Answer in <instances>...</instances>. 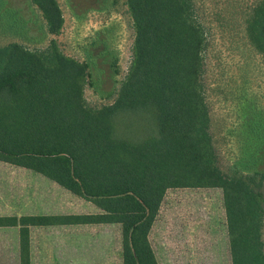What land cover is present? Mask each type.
<instances>
[{
  "label": "trees",
  "instance_id": "1",
  "mask_svg": "<svg viewBox=\"0 0 264 264\" xmlns=\"http://www.w3.org/2000/svg\"><path fill=\"white\" fill-rule=\"evenodd\" d=\"M124 2L132 55L110 103L86 102L88 65L65 55L55 38L38 50L0 44V162L43 176L97 210L0 215L1 230L17 231L18 264H31L32 229L93 225L118 227L121 264H159L150 234L166 193L177 189L219 190L230 263L264 264V171L245 173L219 159L195 0ZM30 3L45 32L59 36L58 0ZM243 24L247 45L264 58V0Z\"/></svg>",
  "mask_w": 264,
  "mask_h": 264
},
{
  "label": "rangeland",
  "instance_id": "2",
  "mask_svg": "<svg viewBox=\"0 0 264 264\" xmlns=\"http://www.w3.org/2000/svg\"><path fill=\"white\" fill-rule=\"evenodd\" d=\"M58 2L64 24L61 34L51 37L30 0H0V44L38 50L55 38L65 55L88 65L86 102L110 103L132 55L134 34L124 0ZM256 2L195 0L207 40L204 79L211 133L222 164L245 173L264 171V58L243 36L245 16ZM131 121L124 117L121 122ZM95 212L90 202L43 176L0 162V215ZM224 222L219 190H169L150 234L158 263L231 264ZM30 240L31 264H121L114 225L44 228L33 231ZM17 247V231L0 229V264H18Z\"/></svg>",
  "mask_w": 264,
  "mask_h": 264
},
{
  "label": "crops",
  "instance_id": "3",
  "mask_svg": "<svg viewBox=\"0 0 264 264\" xmlns=\"http://www.w3.org/2000/svg\"><path fill=\"white\" fill-rule=\"evenodd\" d=\"M35 230H42V229H32L31 232H30V234L33 233V231H35Z\"/></svg>",
  "mask_w": 264,
  "mask_h": 264
}]
</instances>
